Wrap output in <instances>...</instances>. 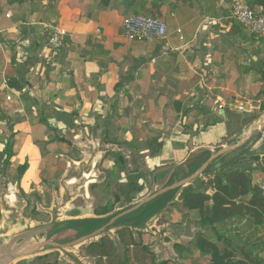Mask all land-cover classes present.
I'll list each match as a JSON object with an SVG mask.
<instances>
[{
  "label": "crops",
  "instance_id": "crops-1",
  "mask_svg": "<svg viewBox=\"0 0 264 264\" xmlns=\"http://www.w3.org/2000/svg\"><path fill=\"white\" fill-rule=\"evenodd\" d=\"M233 1H2L4 197L59 210L2 241L10 252L91 234L8 264H264V33L229 17ZM238 1L264 15V0ZM132 13L160 17L165 37L126 39ZM50 24L66 33L54 51ZM107 202L136 208L107 225L113 211L95 213Z\"/></svg>",
  "mask_w": 264,
  "mask_h": 264
},
{
  "label": "built area",
  "instance_id": "built-area-1",
  "mask_svg": "<svg viewBox=\"0 0 264 264\" xmlns=\"http://www.w3.org/2000/svg\"><path fill=\"white\" fill-rule=\"evenodd\" d=\"M229 17L253 34L264 33V15L258 14L245 3L234 0ZM45 27L49 29L45 38L46 45L53 51L60 49L65 41V30L55 24L45 25ZM122 28L123 35L128 40L149 41L165 37L166 23L155 15L132 13L124 16ZM237 109L241 112L252 111L253 106L241 103ZM258 186L264 196V176L258 181Z\"/></svg>",
  "mask_w": 264,
  "mask_h": 264
},
{
  "label": "rangeland",
  "instance_id": "rangeland-1",
  "mask_svg": "<svg viewBox=\"0 0 264 264\" xmlns=\"http://www.w3.org/2000/svg\"><path fill=\"white\" fill-rule=\"evenodd\" d=\"M6 178L0 175V242L2 238H7L14 233L42 225L54 219L59 212L57 210L58 203L55 198V207L52 206V209L41 208V206H38L36 199L32 203H26V206H22L25 203L21 202V198L18 202H14V206L9 205L13 202L4 197V193L7 192L5 183L8 179ZM67 197H69V194L68 196L65 195L63 199L65 200ZM57 237L51 236L49 238L55 240ZM64 239L72 240L74 239V235H68ZM64 239L59 237L58 241L63 243L61 241H64Z\"/></svg>",
  "mask_w": 264,
  "mask_h": 264
},
{
  "label": "trees",
  "instance_id": "trees-1",
  "mask_svg": "<svg viewBox=\"0 0 264 264\" xmlns=\"http://www.w3.org/2000/svg\"><path fill=\"white\" fill-rule=\"evenodd\" d=\"M2 1L3 0H0V10L2 8ZM8 4H14V3H21L22 0H5ZM123 5H125L126 7H134L136 8V2L137 0H119ZM109 2V0H101V4L103 5H107ZM9 85H11L12 87H15L16 89L20 90L21 89V85L19 84H16V81L15 80H10L9 82ZM148 146L149 148H152L150 150L151 153H157L161 147V143H159L157 141V138L153 137L152 139H150L148 141ZM11 147L12 145L11 144H7L5 145V148H4V152L6 154V158L4 159V165H6L8 162H9V159L11 157ZM28 161L25 160L23 163L19 164L16 168V180H20L24 174V172L27 170L28 168ZM21 192H22V188L19 187ZM140 188H138L139 190ZM135 191V190H134ZM135 193V192H134ZM115 199H119L118 196H115ZM128 201H132V200H128ZM132 205H128L124 208H122L121 210H117V211H113L114 210V206L112 203L110 202H107L106 204H104L103 206H100L99 208L95 209V213L97 215H105L107 213H109L110 211H113L111 214L107 215L106 216V220H109L110 218H112L113 216H115L116 214H118L119 212H121L122 210L124 209H127L129 207H131ZM108 229V227H107ZM47 248V247H46Z\"/></svg>",
  "mask_w": 264,
  "mask_h": 264
},
{
  "label": "water",
  "instance_id": "water-1",
  "mask_svg": "<svg viewBox=\"0 0 264 264\" xmlns=\"http://www.w3.org/2000/svg\"><path fill=\"white\" fill-rule=\"evenodd\" d=\"M134 208H136V205L129 208V209H126L123 212L116 214L115 216L110 218L109 223L107 225H110L114 220L121 217V215L130 212ZM47 228H48V226H40V227L32 229L31 231L33 233H36V232H41ZM89 237H91V234L82 236L81 238H78L77 240H74V241H71L68 243H63V244L58 243V242H54V241H49V240H33L30 243H26V244H23L21 246L16 247V249H14V250H10V252H8L9 247L7 246V243H5L4 241H1L0 242V264H8L20 255L27 254V253H30L32 251H36L39 249H45L46 247H50V246L67 247V246H71V245H74L78 242H81V241H83Z\"/></svg>",
  "mask_w": 264,
  "mask_h": 264
}]
</instances>
